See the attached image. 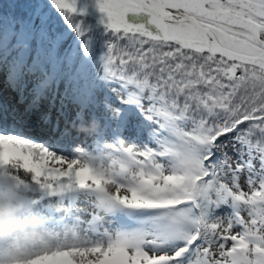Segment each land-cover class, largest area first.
<instances>
[{"label": "snow or ice", "instance_id": "snow-or-ice-1", "mask_svg": "<svg viewBox=\"0 0 264 264\" xmlns=\"http://www.w3.org/2000/svg\"><path fill=\"white\" fill-rule=\"evenodd\" d=\"M94 4L0 2V178L80 225L40 259L264 264V0Z\"/></svg>", "mask_w": 264, "mask_h": 264}, {"label": "bare ground", "instance_id": "bare-ground-1", "mask_svg": "<svg viewBox=\"0 0 264 264\" xmlns=\"http://www.w3.org/2000/svg\"><path fill=\"white\" fill-rule=\"evenodd\" d=\"M10 189L17 194L23 193L24 200L12 206L15 226L21 228L7 236L6 246L0 248V264H48L40 258L55 250L66 239L72 241L78 235L79 223L69 222L62 203L57 202L56 207L49 211L44 204H38L34 192ZM6 201L7 197L1 191L0 204ZM73 219L78 221L76 217ZM33 239L38 243H32Z\"/></svg>", "mask_w": 264, "mask_h": 264}, {"label": "flooded vegetation", "instance_id": "flooded-vegetation-1", "mask_svg": "<svg viewBox=\"0 0 264 264\" xmlns=\"http://www.w3.org/2000/svg\"><path fill=\"white\" fill-rule=\"evenodd\" d=\"M78 8L83 9V14L86 22L92 21L94 23L99 24L100 13L98 9H96L94 2L91 0H77ZM130 22H135V17L133 14H129ZM141 22H146V17L141 14L140 16Z\"/></svg>", "mask_w": 264, "mask_h": 264}, {"label": "rangeland", "instance_id": "rangeland-1", "mask_svg": "<svg viewBox=\"0 0 264 264\" xmlns=\"http://www.w3.org/2000/svg\"><path fill=\"white\" fill-rule=\"evenodd\" d=\"M0 2H2V0H0ZM3 6H4V8H5L6 10H10V9H12V8L14 7L13 5H9V4H4ZM87 23L93 27V33H94V29H98V30H100V26H99L98 23H94V22H92V21H89V22H87ZM24 178L26 179V177H24ZM106 187H110V186H106ZM96 203H97V205L99 206L100 201H96ZM76 219H79V218L76 217ZM34 242L36 243L37 240L33 239V242H32V243H34ZM37 243H38V242H37Z\"/></svg>", "mask_w": 264, "mask_h": 264}, {"label": "clouds", "instance_id": "clouds-1", "mask_svg": "<svg viewBox=\"0 0 264 264\" xmlns=\"http://www.w3.org/2000/svg\"><path fill=\"white\" fill-rule=\"evenodd\" d=\"M79 131H84V130H87V128H84V127H81L78 129Z\"/></svg>", "mask_w": 264, "mask_h": 264}, {"label": "trees", "instance_id": "trees-1", "mask_svg": "<svg viewBox=\"0 0 264 264\" xmlns=\"http://www.w3.org/2000/svg\"><path fill=\"white\" fill-rule=\"evenodd\" d=\"M99 30L98 29H94V33L93 34H98Z\"/></svg>", "mask_w": 264, "mask_h": 264}, {"label": "water", "instance_id": "water-1", "mask_svg": "<svg viewBox=\"0 0 264 264\" xmlns=\"http://www.w3.org/2000/svg\"><path fill=\"white\" fill-rule=\"evenodd\" d=\"M92 2H94V0H91Z\"/></svg>", "mask_w": 264, "mask_h": 264}]
</instances>
